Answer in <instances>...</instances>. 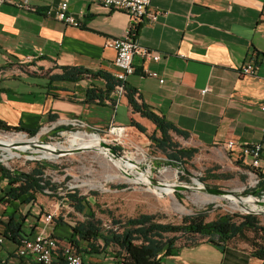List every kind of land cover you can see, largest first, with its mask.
I'll list each match as a JSON object with an SVG mask.
<instances>
[{"label": "crops", "instance_id": "crops-1", "mask_svg": "<svg viewBox=\"0 0 264 264\" xmlns=\"http://www.w3.org/2000/svg\"><path fill=\"white\" fill-rule=\"evenodd\" d=\"M61 0H3L0 2V120L38 133L50 128L51 134L69 128L66 121L78 119L87 128L102 131L110 126H130L131 120L153 131L125 95L116 105L127 110V123L112 118L113 107L104 96L106 80L93 73L114 76L115 51L105 44L131 25L140 47L157 52L153 61L133 56L134 72L126 86L136 91L135 98L163 115L188 137L171 135L182 146L217 150L221 158L243 164L239 145L258 142L264 126V0H150L149 10L156 19L131 20L124 12L108 10L91 0H67L68 10H83L82 26L73 27L43 16L41 11ZM27 3L34 10L19 8ZM250 62L256 70L241 72ZM59 66H77L89 70L75 82L54 79ZM159 77L143 76V70ZM163 78V82H159ZM93 89L95 92H88ZM206 89L205 92H202ZM147 120V121H146ZM24 132V131H21ZM26 133V132H25ZM35 133V134H36ZM237 145L230 150L226 142ZM264 161V144L262 147ZM9 189L0 178V256L4 264H28L17 255V238L5 235V223L20 224L22 237H32L41 228L58 239L61 246L72 234L69 222H42L38 193L6 201ZM86 248L87 242L80 241ZM172 254L159 255L158 264H262L249 253L247 243L234 239L224 249L197 239L192 245H178ZM108 246L98 251L80 252L83 264H115L119 257ZM183 251H187L183 253Z\"/></svg>", "mask_w": 264, "mask_h": 264}, {"label": "rangeland", "instance_id": "rangeland-1", "mask_svg": "<svg viewBox=\"0 0 264 264\" xmlns=\"http://www.w3.org/2000/svg\"><path fill=\"white\" fill-rule=\"evenodd\" d=\"M112 118L115 121L127 123L126 108L122 105H116V108L112 110ZM147 123L151 124L150 121H147ZM70 130L76 132L75 129ZM79 131L98 134L102 138L101 141L113 147L116 145L121 146L122 150L117 152L123 155L122 161L128 158L129 171L121 172L114 162L118 157L111 155L100 145L73 150L79 147L75 146V139L72 137L67 138L72 132H66L59 137L53 134H49L52 138H49L48 135L39 137L41 144L37 143L43 146H53L54 143L58 142L67 146L62 154H55L52 158L41 157V152L34 150V148L39 149L40 146L33 147L31 144H27V149L24 151L13 145L12 152L14 155L12 157L7 156L8 151L0 149V158L7 167L21 171H29L34 165V161L44 164L45 178L58 185L56 194L63 195L67 190H70L78 196H87L95 218L104 225H109L112 217L124 219L134 217L139 213L156 214L158 221L170 223H181L183 216L195 215L201 211L206 212V216L202 218L203 221L212 220L223 213H246V210L238 204L235 206L232 201L234 200L233 197L217 196L204 189H184L180 187H173L172 189L168 186L170 183L178 186H211L224 190H234L241 198L254 196L252 193L244 194L246 188L252 187L247 168L241 163L231 162L226 157L221 158L217 150L203 149L198 151L191 161L185 164L184 170H181L163 163L164 155L150 143L147 137L150 130L146 133H140L135 128V131H127L118 139H116V136L120 134L112 133L113 131L111 132L110 128L97 131L84 127ZM17 133L19 131L0 130V134L3 136ZM26 136L27 138L31 137L28 134ZM34 136H37V133ZM70 150L73 151L67 153ZM134 165L140 170H134ZM137 171L141 172L143 179L132 181L131 179L138 176ZM208 173H230L231 177L214 179L208 177ZM181 176L187 179H182ZM154 180L165 183L170 189L169 192H161ZM118 184H124V187H116ZM45 190L51 191L52 194L55 192L52 189L46 188ZM52 194L38 193L40 200L38 203L42 206V213L58 201L60 205L58 216L71 223L84 219V216L75 211L65 200L60 202V199ZM263 196L264 192L260 197H254L263 201ZM209 204H212V207L207 209ZM244 204L247 208L259 210L255 214L258 215L260 222L264 223V212H262L264 202L262 205L254 203V208L252 204ZM173 235V233H165L164 236L167 239ZM177 244L184 245L186 242L181 238L177 240ZM111 249L115 251L114 248ZM186 252L183 251V253Z\"/></svg>", "mask_w": 264, "mask_h": 264}, {"label": "trees", "instance_id": "trees-1", "mask_svg": "<svg viewBox=\"0 0 264 264\" xmlns=\"http://www.w3.org/2000/svg\"><path fill=\"white\" fill-rule=\"evenodd\" d=\"M59 67L62 69V73L52 77L61 81L75 82L89 72V70L77 66ZM98 75L106 80L103 89L104 96L99 93L89 97V99L108 98L114 88L115 80L113 76L104 73L92 74V76ZM89 91L95 92L93 89H89ZM135 93L134 89L127 87L125 84L124 95L132 111L139 113L141 117L146 118L154 125L153 131L147 134L150 143L164 155L163 163L184 170L185 164L191 161L198 149L182 146L173 138L171 132L183 138L188 137V132L179 129L144 102H138ZM108 100L114 105L112 98ZM129 125L135 127L140 133L147 132L142 124L134 120H131ZM0 130L24 131L29 136H34L36 133L35 131L25 130L18 125H8L1 120ZM65 130H70V128H65ZM56 133L57 131L53 135H56ZM114 147L117 151L122 150L121 146L116 145ZM44 168L45 165L38 161H34V165L29 171L9 168L0 162V178L6 179L9 186V189L4 193V197H6V201H10L26 196L24 201H29L34 199L37 193L52 194L51 191L45 190L46 188L54 190V196L60 200H65L75 211L84 216L83 220L75 223L68 221L72 234L77 236L76 239L69 238L68 242L73 244L79 252L98 251L101 246L104 248L110 246L115 249L114 252L119 257L115 264H158L159 255L172 254L177 249V240L181 238L186 242L184 245H192L197 239H205V241L219 249H224L229 242L238 239L247 243L250 255L261 260L264 264V223L260 222L258 215L255 213H223L212 220L203 221L202 218L206 216V212L201 211L195 215L183 216L181 223L160 222L156 214L139 213L134 217L124 219L112 217L111 223L104 225L95 218L87 196H78L70 190H67L64 195L56 194L58 185L45 178ZM207 176L214 179L229 178L231 174L208 173ZM181 178L187 179L184 176H181ZM116 187H124V184H118ZM263 192V180L256 186L244 190V194L252 193L256 197H260ZM211 207L212 204H209L207 209ZM53 222L57 224L65 223L61 216L54 218ZM20 231V224L14 222L12 218L5 223L4 234L13 239L17 238L18 243L23 238ZM165 233H173L174 235L166 239ZM80 241L87 242L86 248L80 247Z\"/></svg>", "mask_w": 264, "mask_h": 264}, {"label": "built area", "instance_id": "built-area-1", "mask_svg": "<svg viewBox=\"0 0 264 264\" xmlns=\"http://www.w3.org/2000/svg\"><path fill=\"white\" fill-rule=\"evenodd\" d=\"M1 1L3 0H0V2ZM91 2L108 10L124 12L131 18V20L141 21L142 19L147 18L149 21H154L156 19V13L149 10L150 0H91ZM16 5L23 10H34V8L27 3H17ZM41 14L73 27L82 26L83 19L85 17V12L83 10L76 13L69 11L67 0H61L54 6L43 8ZM131 27L132 26L129 25L119 36L112 38L105 44L106 46H111L115 51L113 66L117 69V71L113 76L115 85L111 91V98L114 100V105L109 102L113 107L116 106L120 97H122L125 93V82L127 76L134 72L132 64L133 56L135 54H139L153 61L160 58V55L157 52L139 46L135 39V32ZM255 70L256 68L251 65L250 62H245L241 66V72L244 74H252ZM142 75L159 77L157 72L147 69L143 70ZM159 82H163V78H159ZM205 90L206 89H203L202 92H205ZM259 108L264 112V105H260ZM66 125L70 129H75L76 132L81 128L87 127L84 122L78 119H69L66 121ZM109 128L111 129V132L113 130L120 131L119 136L115 135L116 139L128 131V129L123 126H110ZM50 132V128L44 127L40 129L37 136H32L31 138L36 137V141L41 143L39 137L42 135H48L49 138H52L49 136V134H51ZM66 132L72 131L61 130L54 136L59 137ZM19 133L25 136L27 134L22 132ZM263 144L264 126L261 128L260 141L251 143L244 142L239 145V156L241 155L243 158L248 159L249 171L247 174L252 187L256 186L260 181H264V161L261 155ZM235 145L237 144L232 140L226 142V147L229 150ZM0 162H2V164L4 163L2 158H0ZM60 202H62V200H60ZM59 207L60 205L57 201L44 213L42 217L43 224L48 225L54 218L58 217ZM2 241L3 237L0 236V243ZM16 251L18 256L27 260L28 264H83L82 254L73 244L70 242H64L60 246L58 239L47 233L44 228H41L32 237L21 238ZM0 264H4V260L1 256Z\"/></svg>", "mask_w": 264, "mask_h": 264}, {"label": "bare ground", "instance_id": "bare-ground-1", "mask_svg": "<svg viewBox=\"0 0 264 264\" xmlns=\"http://www.w3.org/2000/svg\"><path fill=\"white\" fill-rule=\"evenodd\" d=\"M113 132L117 135L120 134L119 130H113ZM68 137H72L73 139H75L76 140L75 146H77L79 148L98 147L99 145L101 146V142H102L101 141L102 138L100 137V135L95 134V133H87L84 131L72 132L69 136H67V138ZM27 144H31L32 146H35V144H38L36 141V137L27 138V136H25L21 133H17L14 135H8V136H3L2 134H0V149L8 151L9 153L7 156H9V157H12L14 155V153L12 152V146L13 145L18 146L19 150L24 151L27 149V146H28ZM38 146H40V148L39 149L34 148V150L41 152L40 156L44 157V158H52L55 154L57 155L58 153L62 154L67 147L66 145L59 143V142L56 144L54 143L53 146L48 145L49 147L43 146L40 144H38ZM18 153H20V152H18ZM127 160H128V158H127ZM127 160H125V161H122L121 159L120 160L119 159L114 160L116 166H118V168L120 169L121 172L129 171L128 166H127ZM141 179H143L142 174L138 173V176L135 179H131V180L132 181H137V180L139 181ZM168 186H170L172 188L173 184L170 183V184H168ZM157 187L163 193H168L170 190L169 187L166 186V184H164L162 186H157ZM227 197H230V198L233 197L234 198V200H232V201L235 204V206H236V204L241 206V204L249 203V204H252V206L254 208V198L251 196L248 198H239V199L234 197V196H231V195H228ZM263 201H264V196H263ZM242 209H243V207H242Z\"/></svg>", "mask_w": 264, "mask_h": 264}, {"label": "water", "instance_id": "water-1", "mask_svg": "<svg viewBox=\"0 0 264 264\" xmlns=\"http://www.w3.org/2000/svg\"><path fill=\"white\" fill-rule=\"evenodd\" d=\"M31 137H28V138H31ZM101 146L104 147L108 151V153H110L111 155H114V156L118 157V159L123 158V155L119 154L117 152V150L115 149V147L111 146L110 144L102 141L101 142ZM33 147H38V144H35V146H33ZM76 149H80V148H75L73 150H76ZM73 150H70L67 153H70ZM81 150H84V149H81ZM136 169L140 170L139 168H137L134 165V170H136ZM138 173H141V172H138ZM147 177H149V176L147 175ZM154 182H155V184H157V186H162V185L165 184V183L157 182L155 180H154ZM173 187L174 188L180 187V188H184V189H190V188L204 189L205 191H207V192H209L211 194L217 195V196L227 197L228 195H231V196H234V197H236L238 199L241 198L240 196L237 195V193L234 190H224V189H219V188H215V187H211V186H191V187H188V186H178V185H174L173 184L172 188ZM252 197L254 198V203L255 204H259V205H262L263 204L264 201L259 200V199L255 198L254 196H252ZM241 206L243 207L244 210H246L245 211L246 213H257L259 211V210L258 211L257 210H254L252 208H247V206H245V204H241ZM262 212H264V210H262Z\"/></svg>", "mask_w": 264, "mask_h": 264}]
</instances>
